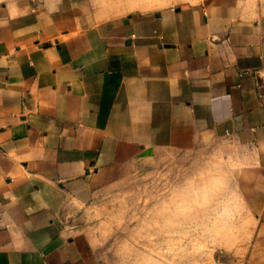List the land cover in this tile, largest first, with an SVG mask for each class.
<instances>
[{
  "label": "crops",
  "instance_id": "crops-1",
  "mask_svg": "<svg viewBox=\"0 0 264 264\" xmlns=\"http://www.w3.org/2000/svg\"><path fill=\"white\" fill-rule=\"evenodd\" d=\"M219 147L264 264V0H0V264H95L99 193Z\"/></svg>",
  "mask_w": 264,
  "mask_h": 264
},
{
  "label": "rangeland",
  "instance_id": "rangeland-1",
  "mask_svg": "<svg viewBox=\"0 0 264 264\" xmlns=\"http://www.w3.org/2000/svg\"><path fill=\"white\" fill-rule=\"evenodd\" d=\"M223 154L221 147L155 152L133 176L99 193L83 217L95 264H244L235 248L249 233L232 182L237 167Z\"/></svg>",
  "mask_w": 264,
  "mask_h": 264
}]
</instances>
